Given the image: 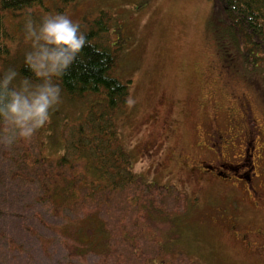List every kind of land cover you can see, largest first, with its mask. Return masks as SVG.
Masks as SVG:
<instances>
[{"label": "rangeland", "instance_id": "rangeland-1", "mask_svg": "<svg viewBox=\"0 0 264 264\" xmlns=\"http://www.w3.org/2000/svg\"><path fill=\"white\" fill-rule=\"evenodd\" d=\"M49 7L50 11L36 8L7 19L6 33L12 38L4 39L8 53L2 50L3 59L14 65L23 61L30 47L23 31L29 15L39 20L45 14L63 13L79 23L81 31L101 28L106 34L95 41L119 50L114 72L123 81L132 80L130 96L135 104L119 116L118 124L145 185L119 191L99 206L106 239L93 244L102 248L90 249L83 242L62 238L58 227L62 219L37 202L27 186L10 187L2 180L33 177L29 171H17L23 158L29 161L39 155L38 141L44 139L39 129L31 138H17L11 144L0 132V264H246L229 250L235 243L226 228L210 220L217 210L213 208L236 207L232 191L220 181L186 177L169 159L167 146L185 144L195 154L196 135L200 127L207 128L212 102L219 105L225 122L228 88L245 92L264 124L263 70L247 73L248 57L231 48L216 1L73 0L68 6L61 2ZM217 59L239 74L217 72L213 67ZM79 107L61 96L55 108L73 116L83 112ZM168 118L175 121V130L165 133ZM62 119L51 115L49 123H56L52 136L60 133ZM64 129L70 135V127ZM53 144L50 156L56 158L59 149ZM136 193L140 195L135 197ZM94 210L95 205H88L72 215L81 217Z\"/></svg>", "mask_w": 264, "mask_h": 264}, {"label": "trees", "instance_id": "trees-1", "mask_svg": "<svg viewBox=\"0 0 264 264\" xmlns=\"http://www.w3.org/2000/svg\"><path fill=\"white\" fill-rule=\"evenodd\" d=\"M72 1L0 0V69L12 67L21 75H32L23 61L14 65L1 55L4 48L5 54L8 53L4 39L7 42L12 38L11 34L6 33L8 18L13 19L19 13H31L36 8L39 11H50L47 4L65 2L68 6ZM215 1L223 13L224 32L232 42L231 48L235 47L248 57L244 59L247 73L258 74L260 68L264 75V0ZM82 32L89 44L85 45L58 82L62 88L61 96L81 106L83 112L72 116L54 108L51 115L63 117L60 133L53 136L50 134L55 122L47 123L39 129L40 136L44 137L38 141L39 155L27 158L29 161L23 158L17 171H29L33 177L2 180L10 187L18 183L27 186L34 192L37 202L48 206L51 213L59 216L62 219L58 225L62 238L83 242L90 249L97 250L102 247L94 248L93 244L102 237L106 239L107 234L106 223L97 214L99 206L108 204L113 194L119 191L125 193L137 185L144 186L145 182L134 169L133 157L118 124L119 116L128 108L126 100L130 96L132 80L123 81L114 72L119 50L95 41L98 35L106 34L101 28L96 31L90 28ZM213 67H216L217 72L239 74L237 70L228 69L227 64L220 59H217ZM147 122L149 124V120ZM173 122V119L168 120L169 128L168 131L164 129L165 133L173 130ZM64 127H70V135ZM53 141L59 149L56 158L50 156L54 149ZM167 146L171 147V154L179 152L180 146L177 143L172 142ZM182 149L187 156L194 155L189 153L188 145L184 144ZM53 161L52 166L50 164ZM137 195L140 193H136L135 197ZM88 205H95L92 213L82 214L81 217L78 214L77 217L72 215ZM73 226L77 227L75 231H72Z\"/></svg>", "mask_w": 264, "mask_h": 264}, {"label": "flooded vegetation", "instance_id": "flooded-vegetation-1", "mask_svg": "<svg viewBox=\"0 0 264 264\" xmlns=\"http://www.w3.org/2000/svg\"><path fill=\"white\" fill-rule=\"evenodd\" d=\"M228 89L225 122L219 105L212 102L207 128L200 127L196 135V153L187 156L179 147L171 158L196 182L226 184L236 207L213 208L217 210L210 220L226 228L235 243L229 249L235 256L246 264H264V124L245 92Z\"/></svg>", "mask_w": 264, "mask_h": 264}, {"label": "clouds", "instance_id": "clouds-1", "mask_svg": "<svg viewBox=\"0 0 264 264\" xmlns=\"http://www.w3.org/2000/svg\"><path fill=\"white\" fill-rule=\"evenodd\" d=\"M23 31L30 42L23 64L32 75H21L12 67L0 69V132L8 144L31 138L50 122L52 110L61 102L58 80L89 44L79 23L63 13L45 14L39 20L29 15ZM126 103L132 107L135 100L129 96Z\"/></svg>", "mask_w": 264, "mask_h": 264}]
</instances>
